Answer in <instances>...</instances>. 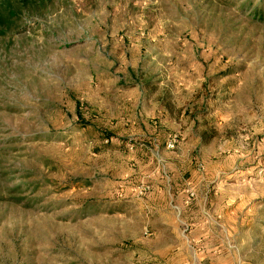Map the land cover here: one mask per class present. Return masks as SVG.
Masks as SVG:
<instances>
[{
    "label": "rangeland",
    "instance_id": "obj_1",
    "mask_svg": "<svg viewBox=\"0 0 264 264\" xmlns=\"http://www.w3.org/2000/svg\"><path fill=\"white\" fill-rule=\"evenodd\" d=\"M0 264H264V0H0Z\"/></svg>",
    "mask_w": 264,
    "mask_h": 264
},
{
    "label": "built area",
    "instance_id": "obj_2",
    "mask_svg": "<svg viewBox=\"0 0 264 264\" xmlns=\"http://www.w3.org/2000/svg\"><path fill=\"white\" fill-rule=\"evenodd\" d=\"M167 147H168V148H173L172 143H171V142H168V143H167Z\"/></svg>",
    "mask_w": 264,
    "mask_h": 264
}]
</instances>
